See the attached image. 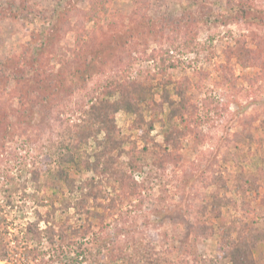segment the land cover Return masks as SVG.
<instances>
[{
	"label": "rangeland",
	"instance_id": "374dc122",
	"mask_svg": "<svg viewBox=\"0 0 264 264\" xmlns=\"http://www.w3.org/2000/svg\"><path fill=\"white\" fill-rule=\"evenodd\" d=\"M92 1L0 0V245L11 243L15 264H73L83 250L78 264H126L106 257L112 241L114 248L150 243L167 252L168 262L234 264L219 233L194 229L219 225L200 213L217 179L232 187L242 168H264V61L244 67L235 57L228 63L225 52L243 40L250 49L262 47L264 58V0H112L99 15L90 13ZM169 79L184 80L192 98L209 105L201 107L199 137L190 134L176 153L179 161L156 169L149 158L134 175L135 194L104 211L103 223L79 218L71 208L54 217L58 225L69 218L66 241L50 246L28 236L29 223L40 217L45 228L52 203L59 208L70 197L65 183L63 191L53 185L63 127L80 122L109 87L141 80L158 87ZM169 89L178 99L174 84ZM168 113L166 107L151 132L159 144L176 123ZM134 119L124 111L116 115L117 126L136 139ZM244 132L252 133V142L237 141ZM227 153L247 161L237 167L225 162ZM38 168L40 185L34 181ZM77 169L69 166L70 178L94 175ZM227 195L238 200L232 191ZM262 198L251 202L247 231L264 230ZM239 214V200L236 210L222 211L227 219ZM80 226L90 227L84 240L71 234ZM257 247L254 256L264 264V242Z\"/></svg>",
	"mask_w": 264,
	"mask_h": 264
},
{
	"label": "trees",
	"instance_id": "16d2710c",
	"mask_svg": "<svg viewBox=\"0 0 264 264\" xmlns=\"http://www.w3.org/2000/svg\"><path fill=\"white\" fill-rule=\"evenodd\" d=\"M111 1L93 0L90 13L92 11L95 15L101 12L106 13V4ZM258 47L255 50L250 49L247 42L239 40L236 46L229 47L225 51L228 63L235 57L244 67L260 66L264 58L262 47ZM28 67L30 72L31 66L28 65ZM225 72L228 73L229 69L227 68ZM31 74L24 76L26 80L31 81ZM172 84L178 99L172 97L169 89ZM156 90H161L159 101L155 98ZM117 95L119 97L115 99ZM208 106L207 102L200 104L192 98L184 80L176 83L169 79L159 83L158 87L145 80L129 81L106 89L97 97V101L90 106L89 110L85 111L80 122L63 127L65 130L56 142L64 152L59 157V169L53 179V185L57 186L56 190L63 191L61 183H65L70 197L66 196L67 198L63 200L59 208L52 203L51 221L47 219L45 228L40 227L42 221L40 217L36 222L29 223L26 228L27 235L38 243H42L45 239L50 246L56 245V242L66 241L68 239L66 233L70 229L67 225L69 218L58 225L54 223V217L59 212H69L71 208L76 211L79 218L86 216V221L94 218L97 222L103 223L104 211L115 208L117 202L123 204L127 196L135 194L138 183L134 175L143 171L149 158L156 169H163L168 162L179 161L176 153L184 140L190 134L199 137L200 129L197 125L201 107L206 109ZM166 107L169 109L168 120L176 123L164 133L163 143L159 144L151 132ZM121 111L135 117L131 129L137 131L136 139L125 135L117 126L116 115ZM91 139L94 145H89ZM252 140V133L244 132L237 141L241 143L252 142ZM137 141L143 143L144 146L141 149L137 147ZM89 146L90 151L87 149ZM227 155L229 157L225 162L233 163L237 167H241L242 160L247 161L245 155L241 153H227ZM70 165H75L78 171H89L94 175L81 181L72 179L68 175ZM41 174L42 170L39 168L34 172V181L37 185H40ZM232 183L230 187L223 177L217 179L216 189L211 191L206 203L201 207L202 216L208 215L212 220H220L218 227L214 223L201 224L194 231L200 235L208 231L210 235L219 233L224 240L222 244L227 247V251L221 247L225 257L231 259L234 264H259L260 261L255 258L254 251L258 248V244L264 242V230L254 228L247 231L246 222L252 213L251 202L262 196L264 203V168L259 169L257 173L242 168L235 174ZM107 188H110L113 194L107 191ZM231 191L238 197L240 216L227 219L222 216L223 209L236 210L238 207L236 197L227 195ZM71 228L73 229L72 237L78 236L84 240L89 235L90 227ZM234 233H237L236 239L233 238ZM10 244L0 245V262H12V257L17 256ZM111 244V248L107 249L106 257L112 261L123 260L126 264H188L183 259L168 262L165 257L167 252L158 250L150 243H138L131 246L119 244L115 248L113 241L110 242ZM79 249L82 250V245ZM85 254L84 250L78 253L77 259H74L76 261H72L73 264H78V258Z\"/></svg>",
	"mask_w": 264,
	"mask_h": 264
}]
</instances>
